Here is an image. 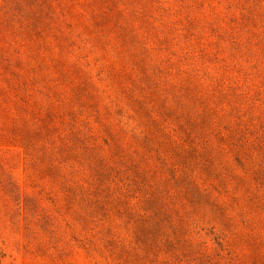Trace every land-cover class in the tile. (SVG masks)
<instances>
[{"label": "rangeland", "instance_id": "1", "mask_svg": "<svg viewBox=\"0 0 264 264\" xmlns=\"http://www.w3.org/2000/svg\"><path fill=\"white\" fill-rule=\"evenodd\" d=\"M0 264H264V0H0Z\"/></svg>", "mask_w": 264, "mask_h": 264}]
</instances>
